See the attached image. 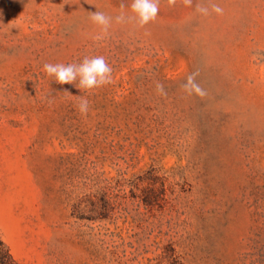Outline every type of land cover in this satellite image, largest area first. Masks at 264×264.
I'll use <instances>...</instances> for the list:
<instances>
[{
  "label": "rangeland",
  "instance_id": "rangeland-1",
  "mask_svg": "<svg viewBox=\"0 0 264 264\" xmlns=\"http://www.w3.org/2000/svg\"><path fill=\"white\" fill-rule=\"evenodd\" d=\"M211 2L223 15L160 0L154 22L94 41L89 12L131 0H0V189L17 220L0 233L21 264H264V0ZM92 56L113 82L90 92L42 71ZM194 72L203 98L181 87Z\"/></svg>",
  "mask_w": 264,
  "mask_h": 264
},
{
  "label": "clouds",
  "instance_id": "clouds-1",
  "mask_svg": "<svg viewBox=\"0 0 264 264\" xmlns=\"http://www.w3.org/2000/svg\"><path fill=\"white\" fill-rule=\"evenodd\" d=\"M168 7H175L177 0H166ZM185 7H191L193 0H181ZM160 0H131L129 5L121 4L120 11L114 17L100 10L89 12L90 22L97 26L99 31L92 37L94 41L103 40L109 32L113 22L117 24L135 23L143 28L150 22H154L159 14ZM127 9L128 11H126ZM195 11L201 15L208 16L212 13L223 15L224 9L216 3L208 0V5L197 3ZM42 71L51 77L56 83L73 84L81 92H90L113 82V69L104 56L84 57L79 63H45ZM198 72L187 76L186 82L181 85L188 95H198L204 97L206 91L197 83ZM157 92L166 95L163 85L157 82ZM64 93L71 95L67 90ZM77 110L81 115L89 112V101L81 97L77 105Z\"/></svg>",
  "mask_w": 264,
  "mask_h": 264
},
{
  "label": "crops",
  "instance_id": "crops-1",
  "mask_svg": "<svg viewBox=\"0 0 264 264\" xmlns=\"http://www.w3.org/2000/svg\"><path fill=\"white\" fill-rule=\"evenodd\" d=\"M2 194L0 189V231L6 234L7 229L17 226V220L15 216L10 215L14 210L10 208L9 203L3 200Z\"/></svg>",
  "mask_w": 264,
  "mask_h": 264
},
{
  "label": "trees",
  "instance_id": "trees-1",
  "mask_svg": "<svg viewBox=\"0 0 264 264\" xmlns=\"http://www.w3.org/2000/svg\"><path fill=\"white\" fill-rule=\"evenodd\" d=\"M148 199V198H147ZM149 201V204L152 203ZM0 264H21L14 256L10 246L0 233Z\"/></svg>",
  "mask_w": 264,
  "mask_h": 264
}]
</instances>
